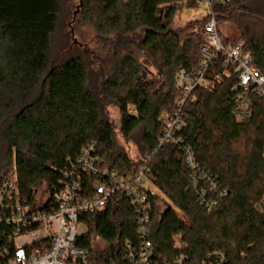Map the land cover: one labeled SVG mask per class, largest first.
Wrapping results in <instances>:
<instances>
[{
  "label": "trees",
  "instance_id": "obj_1",
  "mask_svg": "<svg viewBox=\"0 0 264 264\" xmlns=\"http://www.w3.org/2000/svg\"><path fill=\"white\" fill-rule=\"evenodd\" d=\"M81 1L83 17L111 53L109 67L91 66L68 45L60 48L62 0H0V186L15 171L22 197L35 203L38 192L52 193L94 143L110 169L134 174L146 166L159 192L150 197V240L160 264L181 255L184 264H208L215 250L225 251L224 264H264V209L257 207L264 195V98L251 95V119L238 122L232 113L237 76L219 58L185 105L181 142L160 144L163 117L176 105L178 71L198 70L204 57L207 16L198 27L175 28L176 15L191 0ZM212 7L218 21L230 24L222 32L226 42H245L264 73V0ZM110 105L120 110L119 129ZM118 133L135 140L139 159L119 144ZM81 220L87 231L78 245L93 261L131 264L127 243H139L138 220L124 191Z\"/></svg>",
  "mask_w": 264,
  "mask_h": 264
},
{
  "label": "built area",
  "instance_id": "obj_2",
  "mask_svg": "<svg viewBox=\"0 0 264 264\" xmlns=\"http://www.w3.org/2000/svg\"><path fill=\"white\" fill-rule=\"evenodd\" d=\"M235 0H194L193 5L207 4L209 13L204 24L205 43L201 47L203 59L198 70L188 72L180 68L175 86L178 90L175 109L163 117V134L160 144L181 142L180 130L185 126V105L198 86L206 85V74L213 62L222 58L229 73L237 76L232 86L236 93L232 113L238 122H248L253 111L251 95L264 98V73L253 62L252 53L245 42H226L222 35L220 22L213 12V3H230ZM129 111L136 113L134 105ZM189 166L197 172L198 164L192 149L185 148ZM146 166L130 174L106 167L94 143L86 146L73 163L70 172L52 193L45 192L43 198L35 203L22 197L15 171H9L0 186V264H107L91 259L89 252L79 246V240L87 231L81 220L82 214L102 211L117 190L125 192L137 213V235L139 243H127L126 259L131 264H160L153 254L154 246L150 240V221L152 211V189L146 173ZM200 178H207L206 174ZM198 179L195 180V184ZM212 189L216 187L211 181ZM39 193V192H38ZM204 189H202V194ZM224 194V193H222ZM215 205L208 201L207 206ZM264 209V195L260 202ZM83 227V228H82ZM177 246L186 244L177 240ZM208 264H224L225 251L215 250ZM184 264L181 255L175 263Z\"/></svg>",
  "mask_w": 264,
  "mask_h": 264
},
{
  "label": "rangeland",
  "instance_id": "obj_3",
  "mask_svg": "<svg viewBox=\"0 0 264 264\" xmlns=\"http://www.w3.org/2000/svg\"><path fill=\"white\" fill-rule=\"evenodd\" d=\"M81 2V0H62V13L57 31L60 48L68 45L70 46V51L83 55L91 66L98 67L102 65L104 67H109L112 63L111 53L109 50L107 51L103 41L97 36L93 25L83 17ZM193 4L194 0L183 3V8L181 7L175 17V28H183L190 23H197L196 26L198 27V21H201V19L208 15L209 7L207 4L200 6ZM219 22L221 32L227 33L230 24L227 21ZM63 54L64 52L60 51L59 56ZM107 109L109 118L116 125L117 129H119L121 125L120 110L116 105H110ZM138 136L139 134L137 131L133 137L137 138ZM118 142L132 158L139 159L140 155L134 139H126L118 133ZM149 186H151V184H149ZM153 189L155 190L154 187ZM155 192L159 194L157 190H155ZM44 193V189H41L38 193V197L43 198L45 195ZM176 211L181 213L178 209H176Z\"/></svg>",
  "mask_w": 264,
  "mask_h": 264
},
{
  "label": "water",
  "instance_id": "obj_4",
  "mask_svg": "<svg viewBox=\"0 0 264 264\" xmlns=\"http://www.w3.org/2000/svg\"><path fill=\"white\" fill-rule=\"evenodd\" d=\"M257 207H258L259 209H261V205H260V204H257Z\"/></svg>",
  "mask_w": 264,
  "mask_h": 264
}]
</instances>
